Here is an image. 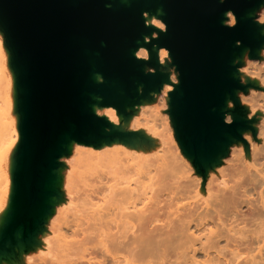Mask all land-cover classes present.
<instances>
[{
  "label": "bare ground",
  "instance_id": "1",
  "mask_svg": "<svg viewBox=\"0 0 264 264\" xmlns=\"http://www.w3.org/2000/svg\"><path fill=\"white\" fill-rule=\"evenodd\" d=\"M256 10L253 19L264 35V1ZM162 16L160 5L143 11L153 38L165 30ZM224 17L233 24L230 11ZM149 40L143 34L132 54L137 59L152 54L163 71L144 100L157 98L158 109H164L177 77L168 50L148 48ZM248 52L243 47L234 76L254 90L249 98L235 91L225 115L258 125L252 154L242 147L226 161L229 145H240L229 136L218 155L191 167L189 158L178 157L177 145L171 148L166 110L161 115L141 99L134 104L138 115L130 117L128 100L107 104L91 93L88 106L105 120L104 137L92 142L64 137L40 202L25 218L12 214L18 203L8 155L19 131L6 99L0 113V264H264V43L255 50L259 63L252 73L245 67ZM91 78L103 81L99 73Z\"/></svg>",
  "mask_w": 264,
  "mask_h": 264
},
{
  "label": "water",
  "instance_id": "2",
  "mask_svg": "<svg viewBox=\"0 0 264 264\" xmlns=\"http://www.w3.org/2000/svg\"><path fill=\"white\" fill-rule=\"evenodd\" d=\"M264 0H0V28L11 53L19 91L20 144L13 183L21 217L32 214L64 137L103 138L105 120L89 108L90 94L128 107L159 86L152 54L132 51L143 34L168 50L177 73L169 116L178 144L193 164L216 156L228 137L242 139L250 120L224 118L226 100L244 85L234 76L243 47L248 56L264 43L250 13ZM160 5L163 32L152 37L143 11ZM230 11L234 24L227 25ZM151 66L154 71L147 72ZM99 73L102 82H94ZM139 87L141 91L139 92ZM146 95V96H145ZM194 164V165H195Z\"/></svg>",
  "mask_w": 264,
  "mask_h": 264
},
{
  "label": "rangeland",
  "instance_id": "3",
  "mask_svg": "<svg viewBox=\"0 0 264 264\" xmlns=\"http://www.w3.org/2000/svg\"><path fill=\"white\" fill-rule=\"evenodd\" d=\"M260 8V7H259ZM259 8H257V9H259ZM256 9L253 11V13H252V15H251V13H250V16L252 17V18H256L257 19V17L255 16L256 14ZM255 12V13H254ZM225 24H227V25H232V24H230L229 22H227V23H225ZM233 24H234V22H233ZM238 58V57H237ZM236 58V59H237ZM139 59H143V58H139ZM234 60V62H233V64H237V67L239 68V64H238V59L237 60ZM248 60H249V63L248 64H250V62L252 63V64H250V65H248V64H245V65H247V66H245V67H247V69H246V71L248 72V70L250 71V73H252L253 72V69L255 70V71H257L255 68H257V65L256 64H258L259 63V61H258V57L256 56V57H253V58H250L249 56H248V58H247ZM143 60H147V59H143ZM256 60V61H255ZM168 61H169V65L171 66L170 68H172V71H174L175 73H176V71L175 70H173L174 69V67L172 66V64H171V61H170V56L168 55ZM247 63V62H246ZM253 65H256V67L255 66H253ZM255 67V68H254ZM160 68V67H159ZM252 71H251V70ZM145 70L147 71V72H152V71H154V68L153 67H151V66H147L146 68H145ZM254 71V72H255ZM176 77H177V73H176ZM177 82H178V78H177ZM245 87H244V89L245 90H237V92H239V95H243V96H245L246 95V97L247 98H249V96H251V94H252V91L254 90V88L250 85V84H246V83H242ZM18 98H19V91H18V88H17V86H16V72H15V70L13 69V67H12V65H11V53H10V50H9V48H8V46H7V43H6V39H5V36H4V33H3V31L1 30V28H0V113H4V111L6 110V102H7V100L6 99H8L9 100V102H10V105H9V114H8V116H10V119H12L14 122H15V124H14V126H16L15 128H16V130L18 129V131H19V123H20V118H21V114H20V112H19V109H18ZM145 98H147V97H145ZM143 99V102H146L147 100H149V99H145L144 100V98H142ZM141 100V99H140ZM139 100V101H140ZM138 101V102H139ZM142 101V100H141ZM158 101V99L156 98L155 100H149V101H147L146 103H148L150 106H156L157 107V109H158V107H160L161 106V102H157ZM138 102H136V103H134V104H137ZM131 105V106H129L127 109H126V112L125 113H127V115H129L130 117H131V115H138V113H136V111L138 110V107L137 106H135V105ZM164 104H165V108L164 109H161V108H159L158 110H159V113L161 112V115H163L164 114V110H166V112H165V114H164V116H166V114H168V110H169V105L167 104V103H165L164 102ZM134 106V107H133ZM161 109V110H160ZM163 110V111H162ZM135 113V114H134ZM226 113V112H225ZM224 117L226 118V117H228V118H226L225 120L227 121V122H230L231 120H232V118L234 117V116H232V117H229V116H227V115H225L224 114ZM165 118H167V117H165ZM229 119V120H228ZM16 120V121H15ZM168 124H169V128L171 129V135H173L172 136V143H171V145H173V146H171V148L172 147H175V145H177L175 148L177 149L178 147H179V150H177L176 151V149H175V151L177 152V154H178V157H179V155H181V153H182V156H180V158L182 157H187V158H189L187 155H185L184 154V152L182 151V149L180 148V146H179V144H178V141H177V139H176V137H175V133H174V130H173V124H172V121H171V118H170V116H169V119H168ZM251 125H253L252 123H251ZM257 124H254L253 126H255V128H253L252 130H250V129H247V130H245L243 133H242V139L241 140H237L238 141V143L240 144V145H238L237 146V144L235 145V147H232L231 145H229V147H231V148H229L228 147V151L229 152H227L225 155H224V157H225V160L226 161H228L233 155H236L237 154V152H238V149H240V148H247V149H249V150H247L246 149V152L248 151V153H250V154H252V151L250 150L251 149V147L253 146V145H258V143H259V140L257 139L258 137V131H257V129H258V125L256 126ZM171 126V127H170ZM252 126V127H253ZM172 132H173V134H172ZM174 140H175V142L176 143H174ZM174 143V144H173ZM19 144H20V134H19V136H18V138L16 139V142L12 145V147H11V151L9 152V155H8V157L10 158V159H12L13 161L12 162H9V158H8V163L10 164V163H13V170H12V172H11V170L10 171H8L9 172V177H11V179H13V173H14V170H15V167H16V163H17V153H18V148H19ZM173 149V148H172ZM171 149V150H172ZM174 150V149H173ZM175 151H173V153L175 152ZM179 151H181V152H179ZM175 152V153H176ZM244 152H245V149H244V151H243V155H244ZM174 153V154H175ZM175 156H176V154H175ZM181 158V159H182ZM180 159V161H182ZM184 160H185V158H184ZM189 160H190V164H189ZM186 161V164H188V165H190L191 167H193L194 166V164H193V162H192V160L189 158L188 159V161H187V159L185 160ZM185 161H182V162H184L185 163ZM194 168H195V166H194ZM9 170V169H8ZM194 171H193V169H192V171H191V174L193 175V174H195V173H193ZM11 173V174H10ZM190 174V173H189ZM190 174V175H191ZM191 175V176H192ZM193 176H195V175H193ZM192 176V177H193ZM163 197H165V198H167L168 199V197H166V196H163ZM163 197H161L160 198V200L161 199H163ZM164 198V200L163 201H165V200H167V199H165ZM243 212H246V208H243ZM32 256H34V254H32ZM201 257V256H200Z\"/></svg>",
  "mask_w": 264,
  "mask_h": 264
}]
</instances>
